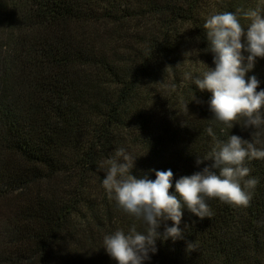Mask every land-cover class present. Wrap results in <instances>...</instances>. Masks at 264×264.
<instances>
[{
	"label": "trees",
	"instance_id": "1",
	"mask_svg": "<svg viewBox=\"0 0 264 264\" xmlns=\"http://www.w3.org/2000/svg\"><path fill=\"white\" fill-rule=\"evenodd\" d=\"M257 8L264 0H0V264H118L104 236L147 227L102 186L99 165L118 148L137 157V178L170 169L178 195L177 180L214 163L204 157L216 140L264 146L243 117L233 128L215 120L212 93L194 82L215 68L207 18L229 11L247 30ZM253 75L264 90V58ZM245 166L259 181L249 206L207 199L203 219L185 206L182 238L158 239L144 264H264V159Z\"/></svg>",
	"mask_w": 264,
	"mask_h": 264
},
{
	"label": "clouds",
	"instance_id": "2",
	"mask_svg": "<svg viewBox=\"0 0 264 264\" xmlns=\"http://www.w3.org/2000/svg\"><path fill=\"white\" fill-rule=\"evenodd\" d=\"M251 20L247 30L238 16L232 12H218L210 15L204 29L214 55L215 68L202 73L195 79L201 90L212 93L210 110L214 119L233 128L238 118L243 117V127L255 129L253 137L264 131V90L257 91L259 80L246 74L255 65L256 57L264 58V14L261 9L245 13ZM246 38V43H242ZM242 51L250 55L245 58ZM247 59V64H245ZM186 79L193 81L191 74ZM174 90V86H173ZM209 136L216 140L212 127L206 129ZM259 139L251 142L237 135H230L226 141L216 140L215 146L204 160L214 161L210 167L191 176L181 177L173 187V172L155 171V180L137 178L131 174L137 157L124 148H118L115 156L107 159L99 168L106 172L102 186L110 199L126 213L141 219L146 225L144 233L132 228L128 234L118 229L103 238V245L110 257L118 264H144L150 253L158 249L156 241L171 237L174 241L182 238L180 224L183 208L203 219L212 217L207 199L219 200L238 207H247L252 200V190L258 185L256 178H248L250 169L245 166L249 159H264V146ZM123 161V162H121ZM203 160H197V164ZM213 169L218 170L214 171ZM171 220L174 226L165 227L163 235L158 231L161 225ZM188 250H194L189 243Z\"/></svg>",
	"mask_w": 264,
	"mask_h": 264
},
{
	"label": "rangeland",
	"instance_id": "3",
	"mask_svg": "<svg viewBox=\"0 0 264 264\" xmlns=\"http://www.w3.org/2000/svg\"><path fill=\"white\" fill-rule=\"evenodd\" d=\"M198 48L199 45L193 37H189L186 41L185 47L183 46L184 53L188 55L190 63L193 62L195 65H197V63L199 62L198 58L201 59L200 62L203 61L202 54L198 52ZM0 212V214L4 213L2 207H0ZM80 224L83 223H81V220H78V225L80 226Z\"/></svg>",
	"mask_w": 264,
	"mask_h": 264
}]
</instances>
